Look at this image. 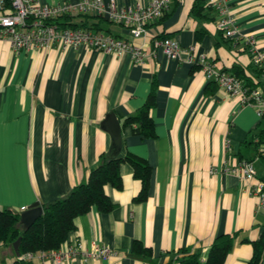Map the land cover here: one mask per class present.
Wrapping results in <instances>:
<instances>
[{
	"label": "crops",
	"instance_id": "crops-1",
	"mask_svg": "<svg viewBox=\"0 0 264 264\" xmlns=\"http://www.w3.org/2000/svg\"><path fill=\"white\" fill-rule=\"evenodd\" d=\"M42 4L81 0H35ZM119 7L145 6L151 0H103ZM197 0H172L165 16L133 39L124 27L99 15L74 16L73 24L112 35L156 57L144 64L130 54L118 57L89 47L16 54L0 42V208L21 214L65 198L87 183L92 169L109 157L111 135L102 127L113 112L122 125L119 156L132 154L149 163L148 198L136 202L142 183L133 168L120 167L123 186L105 192L115 208H96L75 220L76 230L62 245L75 242L82 253L64 264H177L181 250L207 257L214 239L234 236L225 264H248L254 244L264 235V207L250 184L227 174L243 160L254 163L264 181V116L243 105L199 65L168 59L155 40L171 38L195 47L216 71L237 74L249 88L261 87L262 74L251 63L247 39L264 49V0H229L238 30L226 38L219 16ZM155 85L151 117L156 137L144 139L125 126L147 101ZM256 181H253L254 184ZM135 243L149 250L134 252ZM113 251L108 258L88 257L96 247ZM14 249L0 244V264H15ZM32 264H53L35 254ZM261 264H264V253Z\"/></svg>",
	"mask_w": 264,
	"mask_h": 264
},
{
	"label": "built area",
	"instance_id": "built-area-1",
	"mask_svg": "<svg viewBox=\"0 0 264 264\" xmlns=\"http://www.w3.org/2000/svg\"><path fill=\"white\" fill-rule=\"evenodd\" d=\"M229 0H204L205 5L219 16L218 28L226 38L237 39L238 30L228 6ZM172 0H151L145 6L119 7L116 3L103 0H81L78 3L42 4L35 0H0V42H8L14 53L47 51L56 45L62 49L89 47L118 57L130 54L137 64H144L156 57L155 51L148 52L144 46H138L112 35L97 32L89 28L63 27L58 24L65 16L99 15L111 23L120 25L129 31L133 39L146 36L147 28L161 20L170 10ZM248 53L252 65L262 74L264 81V49L254 41L247 39ZM154 47L160 49L170 60L185 61L199 65L210 81H214L229 95L238 97L243 105L257 107V115L264 116V94L261 87L252 89L236 75L220 72L204 57L194 55L195 47H183L171 38L155 40ZM264 155V141L258 140ZM227 174L238 176L250 184V193L259 198L264 207V181L257 178L254 163L243 160L235 167L226 168ZM253 181H256L252 184ZM82 253V244L75 242L67 249L38 253L42 259L53 264H64ZM88 257L108 258L113 251L107 247H96ZM34 253L19 256V260H31Z\"/></svg>",
	"mask_w": 264,
	"mask_h": 264
},
{
	"label": "trees",
	"instance_id": "trees-1",
	"mask_svg": "<svg viewBox=\"0 0 264 264\" xmlns=\"http://www.w3.org/2000/svg\"><path fill=\"white\" fill-rule=\"evenodd\" d=\"M204 4V0L196 1L195 9L198 15L204 11ZM73 17L65 16L59 20L58 24L63 27L87 28L84 25L73 24L71 22ZM234 75L240 78L237 74ZM155 103V85H153L145 104L135 116L127 118L125 126L131 127L136 135L144 139L155 138V126L151 117V110L155 107ZM125 163L133 168L134 178L142 183V190L135 201H146L152 174V167L149 163L132 154L113 159L105 156L101 164L91 170L87 183L75 187L65 198L42 207V216L26 231L21 225L19 213L0 208V244L14 249V243L21 238L20 256L29 252L38 254L60 249L68 240L69 235L76 230L75 220L78 217L87 214L94 208L103 213H108L115 208L105 192V187L111 185L117 189L122 188L123 179L120 167ZM233 246L234 236L222 234L214 239L204 260L201 252L185 249L180 251L182 256L178 259L177 264H225ZM254 249V255L248 264H261L264 253V235L260 242L254 244ZM134 252L147 255L149 250L141 244L135 243ZM15 264L32 263L30 260H19L17 257Z\"/></svg>",
	"mask_w": 264,
	"mask_h": 264
},
{
	"label": "water",
	"instance_id": "water-1",
	"mask_svg": "<svg viewBox=\"0 0 264 264\" xmlns=\"http://www.w3.org/2000/svg\"><path fill=\"white\" fill-rule=\"evenodd\" d=\"M102 127L111 135L112 138V146L111 152L109 154V159L116 158L120 155L123 147V139H122V125L115 115V113H109ZM43 208L39 203H35L29 209L23 211L21 216V225L23 230L26 231L32 227V225L42 216ZM21 238H19L13 245L15 254L17 257L20 256L19 248H20Z\"/></svg>",
	"mask_w": 264,
	"mask_h": 264
}]
</instances>
